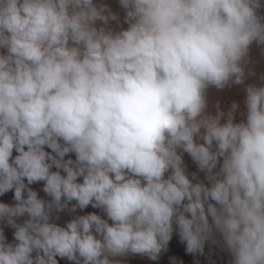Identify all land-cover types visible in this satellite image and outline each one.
I'll list each match as a JSON object with an SVG mask.
<instances>
[{"label":"clouds","instance_id":"1","mask_svg":"<svg viewBox=\"0 0 264 264\" xmlns=\"http://www.w3.org/2000/svg\"><path fill=\"white\" fill-rule=\"evenodd\" d=\"M261 65L264 0H0V264H264Z\"/></svg>","mask_w":264,"mask_h":264},{"label":"crops","instance_id":"2","mask_svg":"<svg viewBox=\"0 0 264 264\" xmlns=\"http://www.w3.org/2000/svg\"><path fill=\"white\" fill-rule=\"evenodd\" d=\"M258 72L260 71H264V65H261L258 69H257ZM230 94L228 93H225L224 94V99L226 102H228V96ZM182 249H183V245H181ZM185 254V253H184ZM168 255H173L172 253H168L166 254L163 258L168 260ZM218 255H219V252L217 250V255L216 256H213V259H217L218 258ZM207 257H208V249L206 247V255L205 256H200V257H192L191 255H188V254H185V257L181 260H183L184 264H193V260L196 259V260H199L200 261V264H207ZM179 258V257H178ZM134 264H143V262H134ZM161 264H162V260H161Z\"/></svg>","mask_w":264,"mask_h":264},{"label":"water","instance_id":"3","mask_svg":"<svg viewBox=\"0 0 264 264\" xmlns=\"http://www.w3.org/2000/svg\"><path fill=\"white\" fill-rule=\"evenodd\" d=\"M173 255L179 257L180 259H183L185 257V254L183 252V249L179 243H177L175 240L171 244V251Z\"/></svg>","mask_w":264,"mask_h":264},{"label":"rangeland","instance_id":"4","mask_svg":"<svg viewBox=\"0 0 264 264\" xmlns=\"http://www.w3.org/2000/svg\"><path fill=\"white\" fill-rule=\"evenodd\" d=\"M176 257H177V256H176ZM177 260H181V259L177 257ZM162 264H168V260L162 258Z\"/></svg>","mask_w":264,"mask_h":264}]
</instances>
